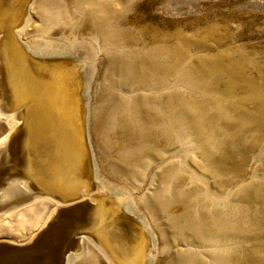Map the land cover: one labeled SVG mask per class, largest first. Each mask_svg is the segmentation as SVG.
<instances>
[{"label": "rangeland", "instance_id": "rangeland-1", "mask_svg": "<svg viewBox=\"0 0 264 264\" xmlns=\"http://www.w3.org/2000/svg\"><path fill=\"white\" fill-rule=\"evenodd\" d=\"M15 3L7 9L21 7ZM30 4L28 0L22 18L27 30L39 24L35 15L30 19L35 13ZM65 10V23L47 42L70 55L73 78L80 83L76 106L81 117L76 122L83 135L58 113L56 104L38 107L20 129L23 166L16 170L36 176L39 185L36 191L30 187L32 194L12 179L1 191L8 209L0 212V238L29 242V235L43 227L23 226L21 213L37 205L47 218L55 205L44 203L46 197L99 195L108 208H84L70 217L64 224L66 242L88 225L103 226L127 245L125 264H166L168 254L158 252L138 201L157 187H173L230 214L234 226L224 247L234 261L264 264V0H66ZM108 45L115 47L111 53ZM124 52L157 61L164 82L156 89L179 102L188 126L186 135L148 166L139 185L118 175L110 182L100 174L88 130L90 104L98 96L93 86L104 83L113 54L122 58ZM146 85L140 83L135 93L154 89ZM9 130L0 120V138ZM112 209L123 216V227L115 230L106 221ZM92 232L81 238L99 245ZM81 238L79 250L70 256L84 250ZM56 252L52 264L59 263Z\"/></svg>", "mask_w": 264, "mask_h": 264}, {"label": "bare ground", "instance_id": "bare-ground-1", "mask_svg": "<svg viewBox=\"0 0 264 264\" xmlns=\"http://www.w3.org/2000/svg\"><path fill=\"white\" fill-rule=\"evenodd\" d=\"M12 1L21 7L7 9L6 5ZM27 1L4 0L0 3V120L10 125V130L0 138V166L15 157L13 167L16 168L23 166L18 152L22 141L20 129L33 120L36 110L43 104H56L58 113L65 120L82 135L84 131L82 126H77L81 117L76 106L80 83L73 78L70 55L67 51L53 49V45L47 42L50 33L66 21V0H31L30 7L35 13L30 19L35 15L39 22L32 30H27L23 21ZM38 37H44L46 41L39 44ZM105 48L108 53L115 49L114 45ZM113 55L106 77H103L104 83L93 86L98 96L89 108V137L100 174L105 173L110 182L117 181L113 176L118 175L134 185L139 183L148 166L156 162L158 155L178 143L188 126L179 102L156 89L164 82V74L155 59L147 60L145 56L127 52L121 59L116 53ZM140 83L151 84L154 89L135 93ZM24 174L25 178L14 181L28 190L39 185L36 176L28 171ZM56 195L58 199L46 197L43 200L48 206L55 205L47 218L44 212L38 211L37 205H30L21 213L19 223L44 227L56 206L68 198ZM98 202L95 208H108L102 198ZM138 203L148 228L154 234L158 252L168 254L166 264H238L224 247L234 223L223 207H215L212 201L200 202L190 192L173 187H157L150 194H144ZM181 206L183 210L176 211ZM108 216L109 227H123V221H120L123 216L118 210L113 212L112 209ZM85 230L93 231L99 245L82 237L84 250L69 255L65 264H104V259L110 264H125L127 245L121 238L108 234L103 226L88 225ZM36 234L29 235L27 240ZM6 239L14 243L20 241ZM69 243L73 244V239Z\"/></svg>", "mask_w": 264, "mask_h": 264}, {"label": "water", "instance_id": "water-1", "mask_svg": "<svg viewBox=\"0 0 264 264\" xmlns=\"http://www.w3.org/2000/svg\"><path fill=\"white\" fill-rule=\"evenodd\" d=\"M14 162L15 157L9 164L6 162V164L0 166V194L2 190L8 187L12 179L18 176L25 177L24 172L16 170V167H11ZM36 187L33 188L35 189L33 191H36ZM82 198L84 196L82 197L78 193L74 197L63 200L64 205L57 210L51 221L39 230L29 242L14 243L6 238L0 239V264H52L55 258V249L59 251V254L57 253V258L59 257L58 264H65L69 253L79 247V239L83 235L82 233L87 232L75 230V234H70L74 243L70 244L68 241L66 242L65 222L76 213L80 214V210L92 208L96 205L95 202L101 200L99 195L91 196L90 199ZM7 209L8 205L0 196V212ZM63 240L64 242H62Z\"/></svg>", "mask_w": 264, "mask_h": 264}]
</instances>
